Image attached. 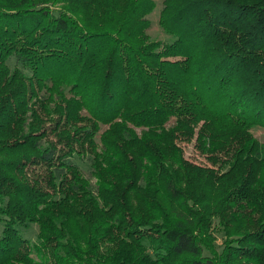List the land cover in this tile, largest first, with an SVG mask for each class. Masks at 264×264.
Returning <instances> with one entry per match:
<instances>
[{"label":"trees","instance_id":"obj_1","mask_svg":"<svg viewBox=\"0 0 264 264\" xmlns=\"http://www.w3.org/2000/svg\"><path fill=\"white\" fill-rule=\"evenodd\" d=\"M155 8L0 0V264H264V0Z\"/></svg>","mask_w":264,"mask_h":264},{"label":"rangeland","instance_id":"obj_2","mask_svg":"<svg viewBox=\"0 0 264 264\" xmlns=\"http://www.w3.org/2000/svg\"><path fill=\"white\" fill-rule=\"evenodd\" d=\"M156 3V8L154 12L147 17L150 21L151 25L148 30V34L152 41L161 42L164 45L172 44L176 41L171 35H168L164 32L162 27L160 26V16L161 11L163 9V0H153ZM176 59H172L175 61ZM255 137L264 145V128H256L253 130ZM178 146L184 153V158L188 160L191 164L197 165L200 167H208L215 169V165L210 160V155L205 153L203 149H201L196 141V136L191 141H185L184 139H180L178 142ZM80 165L88 178H91L89 165L87 162H80ZM26 238L31 241H36L38 235V228L36 226H30L27 229H22ZM3 233V224L0 223V236Z\"/></svg>","mask_w":264,"mask_h":264}]
</instances>
